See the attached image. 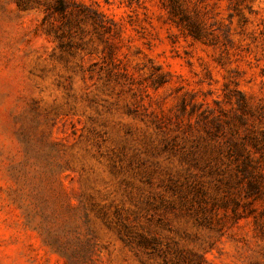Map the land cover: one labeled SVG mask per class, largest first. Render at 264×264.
Wrapping results in <instances>:
<instances>
[{
	"label": "rangeland",
	"instance_id": "obj_1",
	"mask_svg": "<svg viewBox=\"0 0 264 264\" xmlns=\"http://www.w3.org/2000/svg\"><path fill=\"white\" fill-rule=\"evenodd\" d=\"M186 7L0 0V264H264V0Z\"/></svg>",
	"mask_w": 264,
	"mask_h": 264
},
{
	"label": "trees",
	"instance_id": "obj_2",
	"mask_svg": "<svg viewBox=\"0 0 264 264\" xmlns=\"http://www.w3.org/2000/svg\"><path fill=\"white\" fill-rule=\"evenodd\" d=\"M164 7L168 10L170 20L179 28L185 30L188 36L196 40L204 37V27L199 18L191 15L186 7L187 0H162ZM60 9H63V2L59 1Z\"/></svg>",
	"mask_w": 264,
	"mask_h": 264
}]
</instances>
